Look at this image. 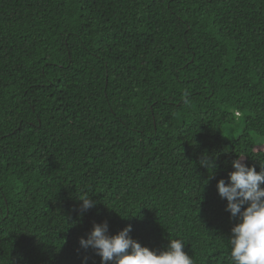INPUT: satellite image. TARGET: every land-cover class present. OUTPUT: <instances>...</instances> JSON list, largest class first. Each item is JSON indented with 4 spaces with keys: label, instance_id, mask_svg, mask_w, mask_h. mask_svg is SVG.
<instances>
[{
    "label": "trees",
    "instance_id": "trees-1",
    "mask_svg": "<svg viewBox=\"0 0 264 264\" xmlns=\"http://www.w3.org/2000/svg\"><path fill=\"white\" fill-rule=\"evenodd\" d=\"M239 156L261 171L264 0H0V264H101L105 221L231 264Z\"/></svg>",
    "mask_w": 264,
    "mask_h": 264
},
{
    "label": "clouds",
    "instance_id": "clouds-1",
    "mask_svg": "<svg viewBox=\"0 0 264 264\" xmlns=\"http://www.w3.org/2000/svg\"><path fill=\"white\" fill-rule=\"evenodd\" d=\"M189 93L183 94L185 104L189 103ZM239 156L232 162L235 171L229 173V180L221 179L217 184L221 199H226L225 211L238 219L228 238L231 264H264V164L261 171L244 163ZM206 168H215L214 161L207 157L200 161ZM80 212L84 213L96 206L92 198L81 197ZM243 209V210H242ZM129 224L116 235H109V224H94L87 239L81 238V248H89L101 258V264H194L192 257L184 250L179 239H170L166 249L153 251L134 240ZM83 264H87V257Z\"/></svg>",
    "mask_w": 264,
    "mask_h": 264
},
{
    "label": "rangeland",
    "instance_id": "rangeland-1",
    "mask_svg": "<svg viewBox=\"0 0 264 264\" xmlns=\"http://www.w3.org/2000/svg\"><path fill=\"white\" fill-rule=\"evenodd\" d=\"M241 121H242V120L239 119V118L236 119V123H241Z\"/></svg>",
    "mask_w": 264,
    "mask_h": 264
}]
</instances>
